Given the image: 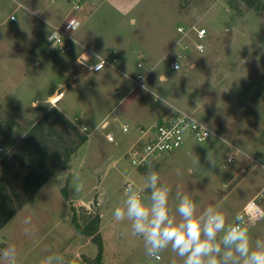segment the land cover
Here are the masks:
<instances>
[{"label": "rangeland", "instance_id": "1", "mask_svg": "<svg viewBox=\"0 0 264 264\" xmlns=\"http://www.w3.org/2000/svg\"><path fill=\"white\" fill-rule=\"evenodd\" d=\"M256 3L261 9L247 7L243 0L84 4L76 12L80 25L72 36L97 55L115 57L112 68L92 73L74 60L72 51L58 53L46 42V21L61 22L70 9L65 0H0V147L8 155L20 145L41 112L55 108L43 101L57 89L64 97L56 106L80 133H89L65 169L1 228L0 264H7L3 253L10 246L17 250L15 264H83L82 255L93 257L95 246L76 232L71 216L83 225L88 212L99 216L102 264H172L174 259L182 264L170 248L158 259L149 256L142 238L131 235L130 222L114 219L125 184L137 185L135 175L145 176L149 170L171 186V214H176L179 195L191 193L198 206L219 207L230 225L243 203L264 186V0ZM11 13L14 21L7 18ZM192 24L206 30V49L199 54L190 48L191 40L175 30L182 26L185 31ZM19 54L22 59L32 55L24 67L35 65L34 60L41 68L48 64L45 83L24 89L27 84L12 61ZM172 54L183 55L175 71L167 67ZM94 60L90 55L84 64ZM136 74H141L145 88L134 84ZM160 75L167 78L161 82ZM114 88L122 94H114ZM12 93L18 94V107ZM31 100L38 106L32 107ZM162 101L192 114L215 135L206 142L185 141L167 158L135 168L124 155L140 135L138 131L132 139L131 126L146 128L152 110H166ZM124 122L128 128L122 132ZM56 128L62 134L65 126L57 122ZM107 132L111 142L104 137ZM228 156L230 162L225 161ZM24 171L14 166L0 175V184L12 186L21 199ZM259 206L264 213V199ZM249 230L253 239H264V219Z\"/></svg>", "mask_w": 264, "mask_h": 264}, {"label": "clouds", "instance_id": "2", "mask_svg": "<svg viewBox=\"0 0 264 264\" xmlns=\"http://www.w3.org/2000/svg\"><path fill=\"white\" fill-rule=\"evenodd\" d=\"M158 78L163 82L167 77ZM164 105L175 111L171 104ZM171 192V186L156 171L149 170L142 186L126 184L123 197L113 210L116 222H130L131 235L142 238L149 256L158 259L170 248L182 264H264V239H253L249 230L264 219V213L247 220L237 214L226 225V215L219 207L198 206L191 193H184L178 197L176 214H171ZM16 251L15 246L4 250L7 264H15ZM172 264H177L175 259Z\"/></svg>", "mask_w": 264, "mask_h": 264}, {"label": "built area", "instance_id": "3", "mask_svg": "<svg viewBox=\"0 0 264 264\" xmlns=\"http://www.w3.org/2000/svg\"><path fill=\"white\" fill-rule=\"evenodd\" d=\"M65 1L69 4L70 9L61 22L58 21L57 23H52L46 21L49 25L45 38L46 42L49 44L50 48H53V50L58 53H64L69 49L72 43H75V39L72 34L80 25L79 16L76 15V12H79L84 4L90 3L93 5L95 3V0ZM7 18L10 21H14L15 15L11 13ZM175 30L182 36L183 39L186 38L191 40L190 48L193 49L194 53L199 54L204 52L206 49L204 43V38L206 36L205 28H197L194 24H192L188 26L185 31L182 26H176ZM190 31H192V33H190ZM181 57H183L182 54H172L169 56L167 61L168 69L174 71L178 70L181 64ZM114 62V56L110 59L96 56L94 63L89 66V69L92 72H97L105 66L112 67ZM176 65L178 67H176ZM139 66L140 65L137 64V67ZM141 78V74H136L134 84L136 87L139 86L140 88H145L141 83ZM61 96L62 91L57 89L47 95L45 101L48 105L55 106ZM32 106H35V104H32ZM173 107L175 108V111H172L169 107H167L153 123L146 128L139 130L140 135L137 138V144L134 143L130 146L128 151L124 154L128 158L130 165L135 168L138 166H144L151 161H156V159L178 150L183 144L191 141V139L196 142H206L209 138L215 135L206 123L198 120L195 116L186 111H183L175 106ZM105 124L106 122L103 123V125ZM126 129L127 125L125 123L121 124V131L124 132ZM104 137L107 142H111L113 140L110 132L105 133ZM7 153V151L0 147V160ZM231 158V156H228L225 161L230 162ZM263 199L264 186L243 203L237 214L244 216L245 220H247L249 216L263 213L259 206V203Z\"/></svg>", "mask_w": 264, "mask_h": 264}, {"label": "trees", "instance_id": "4", "mask_svg": "<svg viewBox=\"0 0 264 264\" xmlns=\"http://www.w3.org/2000/svg\"><path fill=\"white\" fill-rule=\"evenodd\" d=\"M243 1L247 7L261 9L256 0ZM57 122L65 126L62 134L56 128ZM86 139L85 134L80 133L55 108L46 110L32 124L20 145L0 160V175L14 166L25 170L21 179L22 199L12 186L0 184V230L26 201L33 199L51 175L65 169L70 156ZM98 218L97 214L88 212L84 224L80 225L75 217L71 216V224L76 232L88 237L95 246L93 257L82 255L83 264H102Z\"/></svg>", "mask_w": 264, "mask_h": 264}, {"label": "crops", "instance_id": "5", "mask_svg": "<svg viewBox=\"0 0 264 264\" xmlns=\"http://www.w3.org/2000/svg\"><path fill=\"white\" fill-rule=\"evenodd\" d=\"M37 25H39V26H41V25H43L40 21L38 22L37 21ZM44 27V26H43ZM75 39V43H72L71 44V46L69 47V49L68 50H66L64 53H66V52H68V51H72L73 52V56H74V60L77 62V63H79V64H81L83 67H85V70L86 71H89V72H92L90 69H89V66L90 65H92L93 63H94V61L93 62H91V64L90 65H85L84 64V61L85 60H87L89 57H90V55L93 57L94 56V58H96V56H100V57H102L101 55H97L96 53H94L93 51H91L90 49H88L86 46H85V43L84 42H82V41H80V40H78L77 38H74ZM31 43H33L34 44V42H31ZM18 50H20V52L21 53H23V52H25V48H23V49H20V48H18ZM17 53H18V51H16ZM63 54V53H62ZM26 55V54H25ZM30 57H26L27 59H25L24 57V59H22V56H20V54L19 55H16L13 59H12V61H15L16 63H15V67L16 68H20V71H19V75H18V77H19V79L21 80V81H23L24 82V84H27V87H25L24 89H26V90H28V89H34V88H36V86H38V84L40 85V82H42V83H45L46 82V80H44V78L49 74V68H48V64H44V66H42V68L41 67H39L38 66V64L36 65V61L34 60V64L35 65H33V66H31V67H24V63H23V61H26V62H32L33 60V58H32V55H29ZM19 60H21V61H19ZM106 67V66H105ZM141 67V65L138 67V68H140ZM112 68V67H111ZM103 69V68H102ZM101 69V70H102ZM47 70V71H46ZM101 70H99V71H101ZM114 70H117L120 74H122L124 77H125V79L127 78V74H125V73H122L121 71H119L117 68H115ZM99 71H97V72H99ZM46 72H48L47 74H46ZM97 72H92V73H97ZM41 83V84H42ZM118 85H122V82H119L118 83ZM80 86H79V82L78 83H76L75 85H74V88L75 89H78ZM123 89H124V87H122ZM122 91L120 90V93L119 94H122L121 93ZM113 93L114 94H118V90H116V88H114V90H113ZM118 94V95H119ZM125 94V93H124ZM123 94V96L125 97L126 96V94L124 95ZM18 94H13L12 93V98H11V100L12 101H16V106L18 107V101H19V99H17V97H15V96H17ZM118 95H115V96H118ZM120 96V95H119ZM122 96V97H123ZM64 97V92L62 91V96H61V98H63ZM122 97H121V99H119L118 100V104L120 103V100H122ZM60 98V99H61ZM60 99L57 101V103L60 101ZM31 102V106H32V104H35V106H32V107H37L38 106V104L39 103H36V101H30ZM43 103H46V101H43ZM56 103V104H57ZM56 104H55V108H57L58 109V111L62 114V116L65 118V119H67L68 121H71L72 119H70V118H68L67 117V115L65 114V113H63L57 106H56ZM1 105V107H3V103L2 104H0ZM117 105V104H116ZM53 107V106H52ZM115 105L114 106H112L111 107V110H109L108 109V111L106 112V114L104 115V116H107V115H109L110 113H111V111L112 110H114L115 108ZM158 109H160V108H158ZM46 110L44 109L43 110V112H41L42 114L45 112ZM159 111H161V112H159ZM164 111V109H162V110H152L151 111V113H149L148 114V116H147V118H149V121L147 122V126H149L160 114H162V112ZM41 114V115H42ZM104 116H102L100 119H99V121L97 122V123H99V122H101V120H102V118H104ZM146 118V119H147ZM151 119V120H150ZM96 123V124H97ZM125 124H127V122H124ZM144 123H145V121H144ZM83 124V123H82ZM131 124V123H130ZM128 125V124H127ZM146 126V127H147ZM128 128V127H127ZM131 128L133 129L132 131H133V135H132V139H134V138H136L137 136H135V134L136 133H138V131H139V129H138V127L136 128V127H134V126H131ZM145 128V127H144ZM85 136L88 138L89 137V133H87V132H85ZM138 138V137H137ZM87 140V139H86ZM86 142V141H85ZM175 156H176V154H175ZM163 157H165V158H167V155H165V156H163ZM163 157H161V158H163ZM161 158H159V159H161ZM155 162V161H154ZM57 174H60V172H58ZM53 175H56V173L55 174H53ZM53 175H51L50 177H49V179L53 176ZM136 182H137V185L138 186H140V185H142L143 184V182H144V176L143 175H135V179H134ZM44 185V184H43ZM42 185V186H43ZM41 186V187H42ZM40 187V188H41ZM262 188V187H261ZM261 188H259V190L261 189ZM257 192V191H256ZM249 199V198H248ZM247 199V200H248Z\"/></svg>", "mask_w": 264, "mask_h": 264}]
</instances>
